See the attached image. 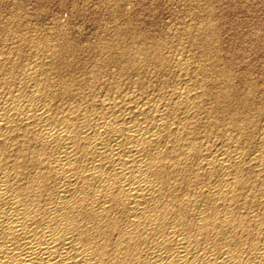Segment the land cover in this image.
<instances>
[{
    "label": "bare ground",
    "instance_id": "1",
    "mask_svg": "<svg viewBox=\"0 0 264 264\" xmlns=\"http://www.w3.org/2000/svg\"><path fill=\"white\" fill-rule=\"evenodd\" d=\"M4 7L0 264H264L263 68L239 74L197 13L175 32L186 53L134 25L129 46L96 45L116 57L70 62L75 45L53 44L39 58L50 42L15 36ZM10 38L39 59L21 63Z\"/></svg>",
    "mask_w": 264,
    "mask_h": 264
},
{
    "label": "rangeland",
    "instance_id": "2",
    "mask_svg": "<svg viewBox=\"0 0 264 264\" xmlns=\"http://www.w3.org/2000/svg\"><path fill=\"white\" fill-rule=\"evenodd\" d=\"M16 1L18 3V6L23 7V8L19 9L18 6L16 5L17 4ZM20 1L21 0H14V1L13 0H6V1L3 0L5 7L3 8L4 12L2 14L3 15L2 20H4V24H7L9 28L11 26L12 33L15 36H22L23 37V35H24V38L26 37L25 39H29L31 37L28 40L29 42H30V40L39 41V39H40V42L47 41V42L51 43V44L49 43V45L44 44L43 46H40L41 47V50H40V48L33 43H30L31 46L30 45L28 46V44H29L28 41H26V43H24V42L21 43V46H22L21 47L19 45L20 43L17 45V41L10 38L13 42L10 41L7 48L10 50V48H11L10 46L12 44L14 46V43H15V45H16L15 52L18 50H21V51H19L21 53L23 52L22 53L23 56L21 55V53L20 54L18 53L17 56H18L19 60H21V63L24 61V64H26L27 62L29 63L31 60L39 59L41 56H42L41 58H43L44 57L43 55L46 56L47 54L50 53V51H51L50 49H53L54 45L55 46L56 45L67 46L69 44L73 47L75 45V48L77 49V51L79 53H77V51H76V53L73 55L71 53H70L71 55L69 53L66 54V56L63 55L64 56L63 58L66 61L70 60L72 58L71 56H73V58H75L72 60L73 61L75 60L76 62L84 60L85 58L87 61H89V60L91 61L90 64L95 63L96 61H103L104 58L105 59H107L106 57L111 58V56L115 53H116L115 55H117V52H116L117 49H114V48L113 49H105L103 47V52H101L102 48L100 49V48H98V46L102 47V46H104V45L106 46V44L110 43L112 46L117 47L119 44L120 45L123 44V42H124V44L126 43L125 45L123 44L125 47L129 46L128 44L131 41H133L132 39L136 38V37L132 38L131 34H133V36H136L137 30H140L142 28L145 30V32H144V30L142 29L144 33H146L148 31L146 34L151 33L150 36H153L154 38H156L155 35L156 36L160 35L159 36L160 38H163V36H164V39H166V42L167 43L170 42L169 46H173L174 51H176V49H178L179 52L181 50H185L184 52L186 53V50H190L189 49L190 48L189 41L187 39H184V38L182 40L181 39L177 40L178 37H175L176 36L175 32L178 33L183 28H185L187 23L189 25H192L193 22H194V24H195V22L197 23V20H196L197 16H195V15L203 14V16L204 15L208 16V17L204 16V17L208 18V19H205L204 22H206L208 20L206 23H210V21L212 24L215 23L214 25L218 26L216 28L218 29V31L221 32V33L219 32V34H221V35H219V38H220L219 43L223 45L224 50L222 48V49H220V51H224L225 54L227 55V57H229V58H227L226 55L223 54V52L222 53L220 52V54L224 56V57L222 56V58L223 59L225 58L224 61L221 62L222 65H224L226 63L225 60L227 58V62L231 63V61H232V63H231L232 66H234L233 64H235L234 67H235V69L238 70V72L240 74V73H242V70L244 71L246 68V67H244L246 65H242V63L246 64L244 62H245V60H247L248 64H251V62L253 63L250 65L252 71H254L253 69H255V68H256L255 70H257L258 68H263V70H264V65H263L264 64V50H263L264 44L262 42V39L264 40V38H262V37H264V36H260L261 32L264 33V0H22V2H20ZM208 6H210V7H208ZM11 7L14 8V10ZM5 9L7 12L11 9L9 11V14L5 11ZM18 9H19V11L22 10L21 12L24 13L25 15L22 14L21 12L18 13L19 12ZM196 10H197V12H195ZM204 10H206L207 12ZM191 11H193L191 13L192 15L190 14ZM198 11L200 13H198ZM202 11H204L205 13L204 12L202 13ZM209 11H211L212 13L208 14ZM5 12H6V14H5ZM10 12L13 13L15 17ZM18 14H20V16L24 15L26 18H24V16L20 17V16H18ZM7 15H8V18L6 17ZM189 15L192 17H190ZM193 15L196 19L193 17ZM209 15H212V18L209 19V17H211ZM9 16H10V19H12V18L16 19L17 18V20H10ZM188 16H189V19L191 18L190 19L191 22L193 20L192 23H190V21L188 20ZM24 19H26V20H24ZM5 20H7L8 23ZM11 21L18 23L19 25L16 23H13ZM9 23H12L13 25L12 24L10 25ZM20 24H22V25H20ZM130 24L132 25V28H131ZM188 24H187V26H188ZM15 25L20 27V28L22 27V29L19 30V28L15 27ZM54 25H57V26H54ZM181 25H182V27H181ZM24 26H26L25 30H23ZM59 26L62 29H64V31L61 30V28ZM121 26H123V27H121ZM133 26L136 27L137 30ZM55 27H58L59 29L55 28ZM120 27L123 31L120 29ZM128 27H129V29H133L134 33H132L131 30L126 29ZM140 27H142V28H140ZM178 28H179V30H177ZM15 30H17L18 32ZM22 30H23V32H22ZM26 30H28V31H26ZM52 30L54 31V34H53ZM117 30H118V32H117ZM124 30L126 31L125 33H128V36L126 38H125L126 34L124 33ZM259 30H261V31H259ZM57 31H58V33H57ZM62 31H63V33H62ZM70 31H72L73 33ZM130 31H131V33L129 34ZM255 31H257L259 33L256 34L257 32H255ZM19 32L22 34H20ZM27 32H30L31 34L27 33ZM18 33L20 35H18ZM24 33H27V34H24ZM56 33L59 37L56 35ZM59 33H61V34H59ZM121 33L124 34L125 36L122 35ZM50 34H52V35H50ZM63 34H64V36H67L65 34H68V36L70 35L71 37L70 36L66 37V39L68 38L70 41H68V39H67V41L64 40L65 37L63 36ZM171 34H173V36ZM254 34L257 37H255ZM29 35H31V36H29ZM258 35H259L261 40H259ZM117 36H118V38H117ZM55 37L58 39H55ZM159 37H157V38H159ZM170 37L176 38V39H173V40L169 39ZM221 37H222V40H221ZM253 37L256 39H253ZM72 38L75 40V42ZM60 39H62V40H60ZM107 39L109 41L110 40L111 41L110 42L105 41ZM122 39H123V41H121ZM125 39H128V41H126ZM257 39H258V41H257ZM59 40L61 42H58ZM76 40L78 41L77 44H76ZM184 40H185V42H184ZM64 41H65V45H64ZM104 41H105V43H103ZM172 41H174V42H172ZM254 41L258 42L259 44L261 42L263 45L262 46L263 49L260 46L261 44L260 45H258V43L255 44L256 42H254ZM27 42H28V44H27ZM113 42H115L116 44ZM181 42L183 43V45ZM101 43H103L104 45ZM177 43H179V44L181 43V45L178 44L180 47L177 45ZM99 44H101V45H99ZM185 44L187 45V48H186ZM79 45H82V46H79ZM96 45H98V46H96ZM120 45L118 48H121V47L124 48L123 45H121V47H120ZM222 45H220V48L222 47ZM255 45H257V46H255ZM176 46H177V48H176ZM174 47L176 49H174ZM256 47H258V48H256ZM35 48H36V50H35ZM44 48H45V50H44ZM46 48H50V49H48L49 51ZM82 48H83V50H82ZM259 48H261L262 50ZM78 49L79 50L81 49L82 51L80 52ZM37 50L38 51L40 50L39 52H37L38 54L39 53L42 54L45 52L47 54L45 53L42 55H40V54L38 55L35 52ZM84 50H86V51L84 52ZM87 50H88V52H87ZM105 50L106 51L109 50V52L108 51L106 52ZM24 51H26V52H24ZM168 51H169V49H168ZM34 52H35V55H34ZM93 52H95V54L96 53L97 54H99V53L103 54L104 53L105 56L102 55V57L104 56V58H101L103 60L98 59L99 56L101 57L100 54H99V56H97V54L95 55V54H93ZM105 52H106V54L110 53L108 55H111V56L106 55ZM25 53H26V55L24 56ZM82 53H84V54L82 55ZM185 53H184V55H186ZM76 54H78V55L80 54L79 56L77 55L78 58H77ZM229 54H231V55H229ZM36 55H38L39 58L36 57ZM68 55H69V57H68ZM81 55L83 56V58ZM115 55H113L112 57H116ZM19 56H22V57H19ZM26 56H28L30 59ZM95 56H97L96 60H95ZM24 57H26V58H24ZM230 57H232L231 61H230ZM68 58H70V59H68ZM76 58L79 60H77ZM80 58H81V60H80ZM72 60H70V62H73ZM233 60H235V61H233ZM254 63L257 64L256 66L258 68L255 67ZM252 65H254V67ZM260 65H261V67H260ZM236 67H238V68H236ZM261 70L262 69H258L257 71L252 72V74L256 73V72H257V74H260L262 72ZM113 71H114V73H116L117 69H115ZM258 71H260V72H258ZM263 72L261 74H264ZM257 74L256 75L253 74L254 79L256 78L255 76H258ZM261 74H260V76H258V78H260V79H258V78L255 79L256 81H259L258 82L259 84H261L262 81L264 80V78H263L264 76L261 77ZM262 78H263V80H262ZM260 81H261V83H260Z\"/></svg>",
    "mask_w": 264,
    "mask_h": 264
}]
</instances>
